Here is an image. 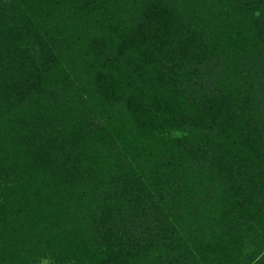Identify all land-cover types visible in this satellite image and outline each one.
I'll return each instance as SVG.
<instances>
[{"label":"trees","instance_id":"16d2710c","mask_svg":"<svg viewBox=\"0 0 264 264\" xmlns=\"http://www.w3.org/2000/svg\"><path fill=\"white\" fill-rule=\"evenodd\" d=\"M170 1H153L150 11L156 19L162 17L164 22L181 23L173 8L175 3ZM193 1L180 0L177 4L186 14L181 23L185 26L177 27L186 29L193 23L197 33L203 34L204 43L214 57L201 62L204 72L198 77L192 72L193 62L183 63L186 78L182 77V81L192 75L197 77L188 79L187 86L192 88L186 87L183 91L185 100H188L186 95L191 94L195 97L191 101L195 100L196 104L202 100L208 104L203 116L200 114L198 118L202 124L200 128L205 131L202 137L197 136V140L190 143L198 151L202 148L208 155L214 153V160L226 161L229 180L215 176L210 163L204 161L192 162L189 167L179 161L175 166L161 163L158 170L162 175L157 177L158 180L152 173L155 170L142 175L139 166L133 170L126 166L131 163V158L121 156L116 164L121 166L120 178L108 176L102 169H84L78 162H87L90 156H95L90 144L96 145L98 151L107 147L106 150L112 153L117 149L116 135L121 129L118 121L112 126L100 124L96 137L90 140L88 127L78 128L73 124L67 129L68 136H64L63 132L52 131L53 128L57 130L58 123L38 124L31 116L34 111L36 114L43 112L38 118L53 116L50 105L44 100L46 94L49 99L56 94L55 86L47 88V92L37 88L40 77L37 73L43 66L44 57L39 56L42 60L36 62V55L52 54L46 40L49 31L44 22L50 17L58 19L61 11L62 17L70 18L71 12L78 11V7L70 0H0V119L4 120L0 122L3 132L0 136V264L13 260L17 249L19 254L22 251L26 255L35 248L43 249L33 240L44 233L57 237L54 242L58 245H53L56 249L51 253L67 255L73 264H100L102 253L106 254L109 264H135L137 257L144 253L150 258V264H264L262 21L253 16L254 21L247 20L251 27H239V31L232 29L231 41L221 43L222 39L217 40V35L222 33L209 13L206 15L205 10L202 16L198 8L186 5ZM200 4L216 6L209 0H202ZM240 6L234 14L229 11L227 14L232 18L244 16L248 19L246 16L255 11H241ZM182 32L176 30L174 38ZM149 70L147 68V72ZM66 89L73 92V89ZM67 94L62 93V96ZM102 97L107 100L109 95L99 94L97 99ZM90 99L84 98L81 103L85 101L88 107ZM60 100L50 101L58 104ZM70 101L72 96L68 106L72 105ZM65 102H68L66 96ZM108 102L111 108L117 105L109 99ZM65 119L62 129L70 121ZM199 121L195 120L196 123ZM81 145L84 149L80 152L82 158L73 156V164L68 166L70 170H64L69 152L74 155L77 146L81 148ZM21 154L23 158H18L19 162L15 160L21 170L26 161L33 160L35 166L23 175H18V169L9 173L10 167L1 159L4 156L16 159ZM139 154L132 155L136 161L152 158L146 151ZM58 222L62 226L77 223L84 229L90 222L93 238L87 229L75 237L70 232L52 231V226ZM237 229L246 235L245 239L248 234L257 239L244 243L242 238L241 243L223 234ZM239 237L242 234L238 233ZM259 238L261 243L254 251L245 245L247 241L251 243ZM47 241L48 245L52 244ZM88 242L98 246H94L96 255L86 256L89 253L84 252V248L88 247ZM249 249L252 250L250 255Z\"/></svg>","mask_w":264,"mask_h":264},{"label":"rangeland","instance_id":"374dc122","mask_svg":"<svg viewBox=\"0 0 264 264\" xmlns=\"http://www.w3.org/2000/svg\"><path fill=\"white\" fill-rule=\"evenodd\" d=\"M70 1L78 7L76 8L78 11L71 12L70 18H67V15L62 17L61 11L58 19L50 17L44 22L49 31L46 40L49 42L52 54L49 56L47 53L36 55V62L42 60L38 58L39 56L45 58L41 61L43 66L37 73L42 81L37 78L39 83L37 88L47 92V88L55 86L57 95L54 94L49 99L46 94V100H44V103L47 102L46 105H50L53 116L50 114L44 115L50 117L38 118L43 112L36 114L34 111L31 114L33 120L38 121V124L45 122V125L48 124L47 121L58 123L56 124L57 130L56 128L51 130L60 134L63 132L64 136H68L67 129L71 128L73 124L74 126L77 125L78 128L88 127L91 133L90 140L96 137V131H98L100 124L112 126L114 122L118 121L121 129L116 135L119 143L117 149L112 153L106 150L107 147L103 148V151H98L96 145L90 144L93 148L91 153L95 156H90L91 159L87 162H78V164L83 165L84 169L93 171L102 169L107 172L106 175H115L120 178L121 170L119 168L121 166H117V163L121 159L119 156H121L125 159L131 158V163L126 166L132 168V170L134 167L139 166L138 171L142 175L155 170L152 173L156 176L155 179L158 180L157 177L162 175L158 170L161 163L168 162L175 166L179 161L184 162V165L189 167L192 162L201 163L204 161L210 163L215 176H221L223 180H229V173L225 171L226 161L224 162L219 158L214 160V153L208 155L206 150H202V148L198 151L190 143L192 140L196 141L197 136L202 137L204 129L200 128L202 124L198 118L200 114L204 113L208 104H206L207 102L203 103L204 100L196 104L195 100L191 101L195 98L191 94H187L188 100H185L186 97L182 93L186 87L192 88L187 86L188 79L191 80L195 76L192 75L191 78H187V81H182V77L186 78V69L183 63L192 64L193 62V71H191L196 72L198 77L200 73L204 72L201 62L207 61L208 58H212L214 55L207 49L203 34L197 33L193 23L186 26V29L177 27V25L184 27L185 25L181 23L186 18V14L182 13V7L177 5L180 0H171L170 2L175 3L173 8L181 23H174L169 20L164 22L162 17L156 19V15L150 10L153 7V1L159 0ZM201 1L194 0L186 5L190 6L192 4V6L198 8L202 16L205 10L207 11L206 15L209 13L210 19L212 17L216 28L220 29L222 33L217 35V40L222 39L221 43L231 41L232 29L239 31V27H251L250 21L247 20H251L253 16L262 21V32L264 33V13L261 12V8L264 7L263 0H209V2L216 3V6L208 4V7L202 6ZM239 5H241V11H255L246 16L248 19H245L244 16L232 18L231 14H234ZM56 7L60 6L56 4ZM169 7L172 8V6ZM227 11L231 14L228 15ZM147 17L149 18L147 19ZM176 30H179V33L183 32L177 38H174ZM262 37L264 39V34H262ZM33 65L34 61H32ZM147 68L150 69L148 72ZM67 77L71 78L66 81ZM66 88L73 89V92L69 93ZM62 93H69L70 96L69 94L62 96ZM99 94H107L109 98L107 100L104 97L97 99ZM65 96L68 102H65ZM71 96L72 101L70 102L74 107L72 105L68 106L69 97ZM84 98H91L90 106L87 107L84 104L85 101L81 103ZM52 99L62 100L57 101L58 104H55L50 101ZM108 99L111 100L112 104H117L115 108H111ZM186 101H189V103H186ZM32 108L35 110L34 104ZM66 109L67 112H63ZM82 114L83 118H80ZM65 118H69L70 121L67 122L65 129H62V123L64 120L66 121ZM195 120H198L199 123H196ZM1 121L4 120L0 119ZM2 133L0 131V136H2ZM134 134L137 137H132ZM58 141L60 144V140ZM64 142L66 140L63 138L62 143ZM221 146L223 147V145ZM82 148V145L81 148L77 146V153L74 155L69 152L68 158L70 160H67L64 170H70L68 166L70 167L73 164V156H78L79 159L82 158L83 155L80 153L84 150ZM227 149L229 150V148ZM141 151L148 152L152 158L148 160L140 158L141 161H136L133 156L141 153ZM236 152H239V150ZM242 153H245V151H242ZM139 155L141 156V154ZM23 156L21 154L16 159L15 157L8 158L4 156L1 160L10 167L9 173L12 174L13 169H18V175H23L28 173L36 164L33 160H30L29 163L26 161L24 162V168L21 170L20 164L17 166V162H19L17 159H21ZM68 180H70V177H68ZM13 181L15 182V179ZM222 199L225 200L224 195ZM259 217L257 216V219ZM59 222L52 226V231L70 232L72 236L74 235L73 237L78 232L84 234L86 229L89 235L93 233L90 222V224L87 223L89 226L85 229L77 223L62 226V223ZM238 233L242 234V237L238 238ZM223 234L225 237L240 240V242L244 238V243L245 240L257 239V237H252L249 234L248 239H245L246 235L239 229L236 231L229 230ZM91 237L93 238V235ZM56 238L45 235V233L41 237L38 236L33 242L39 243L43 249L35 248L31 253L29 252L30 255H26V252L22 251L19 254L17 249L14 255L12 254L14 256L13 260L8 261L7 264H73L69 260V256L63 253H51L53 249H56L53 245H58L54 242ZM47 240L51 241L52 244L48 245ZM91 242H88V247L84 248V252L89 253L86 256L96 255L97 250L95 247L98 248V246L95 244V247L90 245ZM248 242L245 245H248L254 251L261 240L259 238L255 242ZM252 250L248 252L249 255ZM105 255V253H102L100 264H109L110 261ZM135 264H150V258L145 253L140 254Z\"/></svg>","mask_w":264,"mask_h":264}]
</instances>
